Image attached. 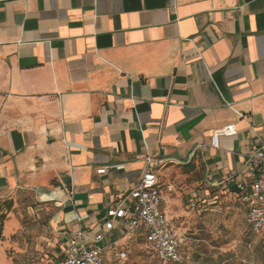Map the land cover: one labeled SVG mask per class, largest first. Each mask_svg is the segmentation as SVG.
I'll use <instances>...</instances> for the list:
<instances>
[{
	"label": "crops",
	"instance_id": "0c3cea01",
	"mask_svg": "<svg viewBox=\"0 0 264 264\" xmlns=\"http://www.w3.org/2000/svg\"><path fill=\"white\" fill-rule=\"evenodd\" d=\"M226 125L235 133L212 146ZM260 146L264 0H0L4 252L25 218L57 264L147 167L179 220L188 199L232 195L230 177ZM197 161L191 189L185 165ZM115 231L105 240L121 247Z\"/></svg>",
	"mask_w": 264,
	"mask_h": 264
},
{
	"label": "built area",
	"instance_id": "2783aa9c",
	"mask_svg": "<svg viewBox=\"0 0 264 264\" xmlns=\"http://www.w3.org/2000/svg\"><path fill=\"white\" fill-rule=\"evenodd\" d=\"M233 125H226L215 131L210 144L217 147L218 136L233 135ZM104 174L105 169H98ZM237 199L245 207V222L252 232L264 237V147L260 146L246 160L241 171L231 176ZM161 188L156 174L147 167L134 189L119 204H113L105 211V220L99 233L88 243L79 236L70 238L63 257L57 264H108L112 261L124 262L127 252L124 246L116 247L105 243L107 235L116 228L121 238L129 241L143 233L146 247L161 262L180 263L185 259L183 251L187 237L168 219L160 208ZM189 210L197 207L195 199L187 200ZM108 256H111L109 259Z\"/></svg>",
	"mask_w": 264,
	"mask_h": 264
},
{
	"label": "rangeland",
	"instance_id": "374dc122",
	"mask_svg": "<svg viewBox=\"0 0 264 264\" xmlns=\"http://www.w3.org/2000/svg\"><path fill=\"white\" fill-rule=\"evenodd\" d=\"M202 180L200 162L192 163L184 183L194 189L192 184ZM212 195L217 196L214 203L200 205L193 211L186 210L187 202H183L187 214L172 221L187 237L183 248L185 260L178 264H264V237L255 235L246 224L244 206L233 195L213 193L211 198ZM15 211L22 212V207ZM34 228V223L24 218L22 230L7 239L9 246L5 252L0 247V264H51V246L38 233L26 232ZM113 235L114 240L122 233L115 231ZM123 246L127 259L108 264H174L160 262L142 238L124 241Z\"/></svg>",
	"mask_w": 264,
	"mask_h": 264
},
{
	"label": "trees",
	"instance_id": "16d2710c",
	"mask_svg": "<svg viewBox=\"0 0 264 264\" xmlns=\"http://www.w3.org/2000/svg\"><path fill=\"white\" fill-rule=\"evenodd\" d=\"M191 165L192 164H187V165H185L186 167H191ZM187 172H189V169H188V171ZM231 194L233 195V196H235L236 197V195H235V192H234V190H233V192H231ZM237 198V197H236ZM10 208H11V205L10 204H8V202H3L2 203V205L0 206V241H2V227H3V222H4V220H5V216H6V214L3 212L4 210L5 211H9L10 210ZM245 208V207H244ZM250 228V227H249ZM251 229V228H250ZM252 231V230H251ZM183 251H184V249H183ZM186 256V255H185ZM185 260V259H184ZM161 262V261H160ZM183 262V261H182ZM163 263V262H162ZM165 263H174V262H165ZM181 263V262H180ZM174 264H178V263H174Z\"/></svg>",
	"mask_w": 264,
	"mask_h": 264
}]
</instances>
